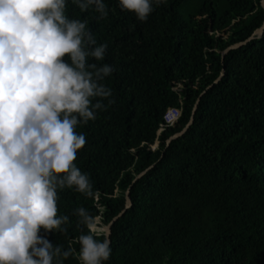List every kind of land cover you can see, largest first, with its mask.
Returning <instances> with one entry per match:
<instances>
[{
  "label": "trees",
  "instance_id": "16d2710c",
  "mask_svg": "<svg viewBox=\"0 0 264 264\" xmlns=\"http://www.w3.org/2000/svg\"><path fill=\"white\" fill-rule=\"evenodd\" d=\"M187 2L0 0V264H264L262 0Z\"/></svg>",
  "mask_w": 264,
  "mask_h": 264
},
{
  "label": "water",
  "instance_id": "95a60500",
  "mask_svg": "<svg viewBox=\"0 0 264 264\" xmlns=\"http://www.w3.org/2000/svg\"><path fill=\"white\" fill-rule=\"evenodd\" d=\"M262 7L264 8V0H262ZM263 33H264V23H263L262 27H260L259 29H257V30L253 33V35H252L251 37H249L245 42L237 43V44H234V45L228 47V48L224 51V53H223V56H222L223 60H224V58L226 57V55H227L230 51L235 50V49H238V48H240L241 46H244L245 44H247L248 42H250V41H252V40H254V39H256V38L261 37V36L263 35ZM223 75H224V71H222L221 77H222ZM221 77L217 79L216 83H217L218 81H220ZM197 102H198V101H197ZM196 105H197V103H196ZM196 105H195L194 108H193L192 115H191V118H190V121L188 122V124L185 126V128H184L180 133L176 134L175 136H173L172 138H170V139L167 141V146H170L171 143H172L173 141H176L177 139H179L180 137H182V136L186 133L187 129L190 127V125H191L192 122H193V117H194V114H195ZM152 168H153V167H152ZM152 168H151V169H152ZM151 169L146 170L145 172L141 173V174H140V175H139L134 181H132V184H133L134 182L138 181L139 179H141V178H142L146 173H148ZM130 187H131V186H130ZM130 187H129V188H130ZM130 207H131V200H130L129 190H127L126 195H125L124 209H123V211H122L118 216H116V217L110 222V224L105 228L104 232H105V236H106V243H105L103 246H101V247H99V248L97 249V253H99L101 250L106 249V248L109 247V245H110V236H111V227L114 225L115 222H117L120 218L123 217V215L126 213V211H128V210L130 209Z\"/></svg>",
  "mask_w": 264,
  "mask_h": 264
},
{
  "label": "rangeland",
  "instance_id": "374dc122",
  "mask_svg": "<svg viewBox=\"0 0 264 264\" xmlns=\"http://www.w3.org/2000/svg\"><path fill=\"white\" fill-rule=\"evenodd\" d=\"M203 1L204 0H188V2L183 7L179 8V11H180L182 17L184 19H187L189 13L192 12L193 9H195V7H199L200 3H202ZM213 1L217 3L216 5L218 7V10L221 11L222 7H224V5H225L224 0H213ZM156 147H157V145L153 147V150H155ZM104 230H105V228L100 226V221H98V220L96 221L95 225L91 226L92 232H102Z\"/></svg>",
  "mask_w": 264,
  "mask_h": 264
},
{
  "label": "built area",
  "instance_id": "2783aa9c",
  "mask_svg": "<svg viewBox=\"0 0 264 264\" xmlns=\"http://www.w3.org/2000/svg\"><path fill=\"white\" fill-rule=\"evenodd\" d=\"M180 117V110L177 108H170L164 117V127H173Z\"/></svg>",
  "mask_w": 264,
  "mask_h": 264
}]
</instances>
